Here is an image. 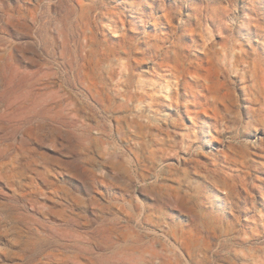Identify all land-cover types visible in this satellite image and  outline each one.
<instances>
[{
    "label": "rangeland",
    "instance_id": "rangeland-1",
    "mask_svg": "<svg viewBox=\"0 0 264 264\" xmlns=\"http://www.w3.org/2000/svg\"><path fill=\"white\" fill-rule=\"evenodd\" d=\"M0 51L17 86L56 90L73 122L13 127L0 201L60 228L149 235L173 264H187L177 232L208 264H264V0H0Z\"/></svg>",
    "mask_w": 264,
    "mask_h": 264
},
{
    "label": "bare ground",
    "instance_id": "bare-ground-1",
    "mask_svg": "<svg viewBox=\"0 0 264 264\" xmlns=\"http://www.w3.org/2000/svg\"><path fill=\"white\" fill-rule=\"evenodd\" d=\"M226 18L227 15H224L222 20ZM222 30L227 36L225 42H229L228 36L232 30L231 25L224 24ZM5 56L0 51V129L5 134V137H0L1 177H8L10 171V145L5 143V139H7L6 136L13 135L15 132H13V127L21 129L34 121L51 123V125L58 123L73 124L72 120H69L71 117L67 116L66 109L58 105L59 94L56 90L40 93L33 84H29L30 87L17 86L15 71L8 61H5ZM179 61L181 62V60ZM243 61L247 62L246 59ZM191 75H194L195 78L196 76L202 79L205 77H203V73L198 71H191ZM206 80L210 82L211 79L207 77ZM217 84L221 86L220 83ZM217 84L214 87L200 84L198 88H200L205 99L211 95L216 100H223L224 97ZM215 108L219 111L218 107ZM70 112L72 113V111ZM189 119L193 122V118L190 117ZM10 149L12 148L10 147ZM22 156L25 155L22 154ZM17 158L19 156L13 157V159ZM32 162H38L37 156H32ZM19 179L21 178L19 177ZM18 210L12 208L9 203L0 201L1 264H97V261L101 264H111V262L119 264H173L170 257L171 252L167 251L168 246L149 235L138 232H123L121 236L105 233L97 236L92 235V233L76 231L72 229V226L60 228L49 225L47 221L41 220L37 216L23 215ZM156 214H158L157 209L151 208L148 219H152ZM67 222L70 225L75 224V219L69 217ZM103 230L106 231L107 228ZM165 237L170 239L172 248L178 251L179 263H182L183 259L187 264H208L202 254L204 250L202 251L198 245L194 244V235L189 236L177 232L174 236L176 241L172 240L169 235ZM92 243L111 245L115 248V254L108 256V253H102L98 258H95L92 253Z\"/></svg>",
    "mask_w": 264,
    "mask_h": 264
}]
</instances>
